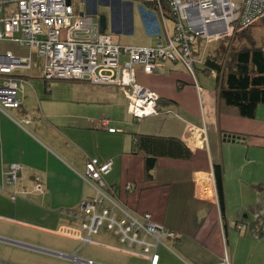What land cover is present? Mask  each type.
<instances>
[{
  "label": "crops",
  "instance_id": "crops-1",
  "mask_svg": "<svg viewBox=\"0 0 264 264\" xmlns=\"http://www.w3.org/2000/svg\"><path fill=\"white\" fill-rule=\"evenodd\" d=\"M108 2L70 3L77 14L94 15L100 4ZM123 17L120 22L117 12L112 23L117 44L156 43L146 33L144 20L146 42L121 41L126 38L119 36L121 31L134 34L132 10L125 8ZM10 45L0 52L27 54L26 49ZM41 66L42 60L34 56L32 69L22 74L23 104L0 113V234L9 235H0L5 258L0 264H82L59 260L49 252L75 254L99 264H149L98 245L81 246L58 234L76 230L77 223L69 215L93 196L78 176L93 158L112 161L105 181L121 205L133 214H150L175 234L157 248V264H264V105L256 108L252 119L241 118L220 106L215 76L197 72L193 78L180 65L164 64L150 75L135 70L137 84L160 98L159 114L137 122L129 115L120 89L46 81ZM202 75L214 78L215 84ZM134 135L178 140L192 156L189 160L158 158L148 181L144 157L133 152ZM10 164L22 168L15 186L2 180ZM215 166L222 174V206ZM36 178L41 191L34 188ZM100 234L93 236L94 243L120 246L112 234L110 241H98Z\"/></svg>",
  "mask_w": 264,
  "mask_h": 264
},
{
  "label": "built area",
  "instance_id": "built-area-1",
  "mask_svg": "<svg viewBox=\"0 0 264 264\" xmlns=\"http://www.w3.org/2000/svg\"><path fill=\"white\" fill-rule=\"evenodd\" d=\"M127 1V5L142 3L139 9L148 22L146 33L156 38L153 46H120L114 34L101 31L97 19H93L96 13L77 14L71 0H0V43L27 50L22 57L0 52V113L21 106L26 84L22 74L32 69L35 56L42 60L43 80L116 87L126 98L128 113L135 121L157 116L160 98L137 84L136 68L150 75L164 64H177L193 78L197 72L216 77L214 70L205 68L210 47L232 39L264 17V0ZM163 2L170 17L164 13ZM151 4L154 7H149ZM107 130L116 132L113 128ZM112 166V161L97 158L85 162L78 176L93 196L82 200L70 213L77 223L76 230L58 234L79 241L81 246L98 245L157 264V248L164 247L163 240L174 239L175 234L154 222L150 214H133L115 199L114 188L105 181ZM21 171L19 164L8 165L2 172L3 184L15 186ZM34 183V188L41 191L40 180L36 178ZM132 188L126 186L127 190ZM101 229L116 237L120 246L94 243L92 238ZM49 253L74 263L99 264L81 260L75 254ZM224 261L228 263L227 258Z\"/></svg>",
  "mask_w": 264,
  "mask_h": 264
},
{
  "label": "trees",
  "instance_id": "trees-1",
  "mask_svg": "<svg viewBox=\"0 0 264 264\" xmlns=\"http://www.w3.org/2000/svg\"><path fill=\"white\" fill-rule=\"evenodd\" d=\"M163 10L170 17L164 2ZM231 40L236 43L234 47L218 49L215 56L206 59L205 68L216 72L220 106L234 111L241 118L252 119L256 108L264 105V17L224 41ZM133 146V152L144 157L145 178L148 181L153 179L158 158L189 160L192 156L175 139L134 135ZM214 182L222 206L223 185L219 166L214 167Z\"/></svg>",
  "mask_w": 264,
  "mask_h": 264
},
{
  "label": "rangeland",
  "instance_id": "rangeland-1",
  "mask_svg": "<svg viewBox=\"0 0 264 264\" xmlns=\"http://www.w3.org/2000/svg\"><path fill=\"white\" fill-rule=\"evenodd\" d=\"M129 1L127 0H112L109 1L108 4H100L99 5V12L96 16H93L94 20L98 19L99 17H104L105 19V31L111 33L112 32V23L115 22V16L117 14V12L120 14V22L123 21V16H124V9L125 8H130L132 10V26H133V30H134V34L133 35H127L124 34L123 31L120 32L119 36L120 37H126L125 39H121V41H126V42H130L131 44H140V43H144L147 40H144L143 37V13L140 11L139 6H142V3H137V2H131V5H127ZM130 3V2H129ZM130 27V25H128ZM168 26H170V24H168ZM235 41L233 42L232 40L229 41H222L219 42L217 44H213L210 47V53L211 55L216 54L217 50L220 49L221 47H225L227 46L228 50L230 49V47H234L235 45ZM6 48V47H12V45H10V43H1L0 44V48ZM136 77V76H135ZM204 78H207L210 84H215V79L212 77H207V76H203ZM63 82V81H61ZM145 88V87H144ZM26 95L27 92L25 93ZM23 104V103H22ZM4 228V226H3ZM105 231L103 229L100 230V235L97 236L96 238H98V241H110L109 238H111V233H104ZM3 236H9V235H3ZM94 237V239H96ZM97 240V239H96ZM113 240V239H111ZM1 246V245H0ZM88 249V248H87ZM2 249L0 248V262L4 261L5 258L2 256ZM138 264H145L144 261H138Z\"/></svg>",
  "mask_w": 264,
  "mask_h": 264
},
{
  "label": "water",
  "instance_id": "water-1",
  "mask_svg": "<svg viewBox=\"0 0 264 264\" xmlns=\"http://www.w3.org/2000/svg\"><path fill=\"white\" fill-rule=\"evenodd\" d=\"M99 26H100L102 31H105V19H104V17L99 18ZM57 258L59 260H62V261H67V258H61V257H57Z\"/></svg>",
  "mask_w": 264,
  "mask_h": 264
}]
</instances>
